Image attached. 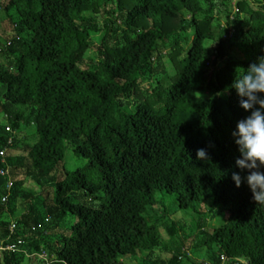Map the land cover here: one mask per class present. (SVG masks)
Instances as JSON below:
<instances>
[{
    "label": "trees",
    "instance_id": "trees-1",
    "mask_svg": "<svg viewBox=\"0 0 264 264\" xmlns=\"http://www.w3.org/2000/svg\"><path fill=\"white\" fill-rule=\"evenodd\" d=\"M0 11L13 33L0 39V167L13 179L0 241L16 243L0 264H264V204L231 179V132L247 113L230 87L264 55V0H2ZM187 209L191 244L175 219Z\"/></svg>",
    "mask_w": 264,
    "mask_h": 264
},
{
    "label": "clouds",
    "instance_id": "clouds-1",
    "mask_svg": "<svg viewBox=\"0 0 264 264\" xmlns=\"http://www.w3.org/2000/svg\"><path fill=\"white\" fill-rule=\"evenodd\" d=\"M230 87L235 90L239 98V106L247 113L236 122L231 132L238 152L234 160V167L238 171L231 173V179L236 187H239L243 181L251 192L253 201L264 204V171H261L264 169V55L257 57L255 63L250 64L240 75L235 76ZM6 130L9 129L6 128ZM9 139L10 142H8ZM7 143H11V138H8ZM0 151H4L0 155V160L1 163H5L7 148L4 147ZM195 155L200 160L207 158L203 148L197 149ZM1 168L8 171L7 175H0L5 178L3 196H6V200L2 201L3 196L0 199L3 203L7 201L12 191L13 179L10 177L8 165ZM8 181L11 182V186L6 189ZM41 255H39L40 258L46 256Z\"/></svg>",
    "mask_w": 264,
    "mask_h": 264
},
{
    "label": "rangeland",
    "instance_id": "rangeland-1",
    "mask_svg": "<svg viewBox=\"0 0 264 264\" xmlns=\"http://www.w3.org/2000/svg\"><path fill=\"white\" fill-rule=\"evenodd\" d=\"M2 0H0L1 2ZM234 1L231 2V4H233ZM214 13H216V11H219L220 10V7L218 5H216L214 7ZM97 20L99 22L102 21V14H97L96 16ZM221 23H224L223 21H220ZM12 29V24L10 23V21H8L7 18H3L2 17V12L0 11V39L1 40H9L11 38V36L13 35V33H11V30ZM93 48L89 51V53L87 54V57L88 58H94L95 56L93 55ZM230 54L232 56H234L235 58H240L241 57V54L233 47L230 51ZM163 55H165V53H163ZM164 58V57H163ZM164 61V64L167 68H171L172 65L168 62V60H166L165 58L163 59ZM217 65L216 64V68H217ZM0 120H2L1 118V115H0ZM1 122H4L3 120ZM65 161H66V165L68 166L69 169H74L78 163L74 160H72L70 158V155L68 153V155L66 154V158H65ZM26 183H27V187L28 185H33L30 181L26 180ZM209 203H206L205 205L203 204V207L200 208V210H206L207 206H208ZM17 212V211H16ZM15 214L12 216L13 218H16L18 215ZM187 215L184 214L182 215L180 212H176L175 214V219H180V223H184L183 225H177L179 227H177V231H178V234L181 235V238L185 240L186 243H189L191 244L195 238L197 237V231L194 229L195 228V219L197 218V216L195 215L194 212H192L190 209H187L186 210ZM226 212L223 211L221 213H219L215 219H213V221H211V224H208V227L213 225V226H219L221 223H223L226 219ZM160 231H161V236H164L165 239H167L166 235L164 234L163 230L160 228ZM188 244V245H189ZM165 246V245H164ZM170 246V245H169ZM165 247H168V245H166ZM171 247V246H170ZM162 257L166 258L169 256V252L165 251V250H159L158 251ZM191 256L196 259L197 261H200L202 260L204 257L206 258V253H205V249L202 248L201 250L199 251H196L194 253H191ZM125 264H139V260L138 258H135L133 256H130V257H126V259L124 260ZM20 264H37L36 260L35 259H30L28 257H25L22 262Z\"/></svg>",
    "mask_w": 264,
    "mask_h": 264
},
{
    "label": "built area",
    "instance_id": "built-area-1",
    "mask_svg": "<svg viewBox=\"0 0 264 264\" xmlns=\"http://www.w3.org/2000/svg\"><path fill=\"white\" fill-rule=\"evenodd\" d=\"M8 142H10V139ZM3 153H4V151H0V155H2ZM7 172H8L7 169H4V168L0 169V175H2V176L7 175ZM10 186H11V182L8 181L6 184V189H9ZM5 200H6V196H3L2 201H5ZM14 226H15V224L13 223L11 228H13ZM14 250H16V243H13V242L12 243L11 242L10 243H4L2 240L0 241V253L3 251H14ZM41 256H44V254H42ZM237 260L238 259H235V262L233 264H237ZM226 261H227V258L222 257V263L221 264H227Z\"/></svg>",
    "mask_w": 264,
    "mask_h": 264
}]
</instances>
